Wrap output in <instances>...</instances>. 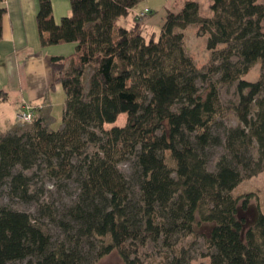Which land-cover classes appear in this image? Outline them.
I'll use <instances>...</instances> for the list:
<instances>
[{
    "label": "trees",
    "instance_id": "obj_1",
    "mask_svg": "<svg viewBox=\"0 0 264 264\" xmlns=\"http://www.w3.org/2000/svg\"><path fill=\"white\" fill-rule=\"evenodd\" d=\"M137 1L70 0V14L55 21L51 1L38 0L41 46L75 44L70 55L51 57L65 95L62 126L34 119L25 130L0 133V182L29 201L26 171L42 166L58 181L71 179L76 192L65 208L68 220L40 201L63 230L57 242L40 218L0 206V264H84L82 246L104 238L91 247L94 260L115 249L123 264H143L139 248L153 242L169 252L156 264H190L177 243L197 222L212 224L204 239L209 264H264V213L244 228L237 206L243 199L246 207L249 195H234L243 179L264 170L263 79L242 78L264 65V8L257 0H212L210 16H201L196 0H182L146 39L138 24L118 22ZM4 13L0 0V37ZM190 24L207 38L203 69L185 51ZM231 84L241 125L227 128L219 86ZM121 113L124 125L103 128ZM221 144L226 152L210 169L207 150ZM253 146L255 158L248 154ZM129 158L133 172L125 175L119 166Z\"/></svg>",
    "mask_w": 264,
    "mask_h": 264
},
{
    "label": "rangeland",
    "instance_id": "obj_2",
    "mask_svg": "<svg viewBox=\"0 0 264 264\" xmlns=\"http://www.w3.org/2000/svg\"><path fill=\"white\" fill-rule=\"evenodd\" d=\"M200 6L199 13L201 16H209L211 14L210 4L212 0H197ZM257 3L262 4L264 8V0H257ZM161 9L160 7L157 9ZM144 11L140 14L142 15ZM148 13V12H147ZM159 14V11L157 12ZM118 22L127 27V18L121 17ZM264 24V19H263ZM184 34V47L188 55L192 58L194 64L198 69H203L209 62L210 51L206 49V35H201L197 32L196 25H189L183 30ZM145 36V35H144ZM148 38L147 36H145ZM224 47V45H219V48ZM4 58V57H3ZM0 58V82L3 83L6 79H3L4 74V60ZM263 79V87L260 92V96L264 98V65L260 62L253 65L250 70L243 76L247 81H257L259 78ZM198 87L200 92H203L205 85L198 82ZM61 88V87H59ZM6 89V88H5ZM60 103H58V110L61 109L62 102L64 100V92L60 91ZM10 94L11 98L17 97V94ZM219 95L220 100L225 108V115L222 119L223 127H235L241 125L237 120L234 112L233 106L237 103L238 93L236 91L235 84L231 85H220L219 86ZM8 101V102H10ZM14 107V106H13ZM10 110L9 103L0 104V133L3 131L4 122L1 120L4 115L8 114ZM256 108H253L255 111ZM126 122V114L121 113L118 115L117 119L112 123H107L103 126L104 129H107L112 126H122ZM30 123L27 124H18L16 126L20 131L28 128ZM223 127L217 129L218 134H222ZM55 128V127H54ZM57 128V127H56ZM256 147H251L248 151V154L255 158ZM224 145L211 147L207 150L209 156L210 165L209 168H213V163L222 153H225ZM119 168L129 175L133 172V162L132 159H127V162L121 164ZM26 174L29 176L30 188L32 189L33 199L29 201H23L17 196H15L11 191H9L8 185L6 182H0V206H6L13 210L23 211L35 218H40L42 226L46 232H48L52 238L53 242L62 240L64 238V233L62 228L52 220L47 213L40 210L39 204L41 200H46L51 202L53 205L54 214L59 217L68 220L65 213V208L68 204L72 202L76 192V185L70 180H61L58 181L50 177L44 167H40L35 170H28ZM57 181V182H54ZM247 197L246 207H241V202L243 199L239 200L237 206V217L243 221V227L246 228L251 226L258 213H264V170L258 172L256 175L243 179L237 187L234 189V195L241 196L242 198ZM212 228L211 223H201L197 222L193 224V234L179 237L177 247H183L186 255H188L191 260L190 264H209V257L206 256L208 253V248L205 245L204 239L210 233ZM108 238L102 239H93L91 243H85L82 246V251L84 252V264H123L120 256L118 255L117 250H112L107 255L101 257L98 260H94L95 248H91L92 245H98L101 241L108 242ZM166 254H169L168 250L160 245V243L154 244L153 242H148L145 246L140 247L138 251V256L140 261L143 264H156L164 262V257ZM12 264H26V261H15Z\"/></svg>",
    "mask_w": 264,
    "mask_h": 264
},
{
    "label": "crops",
    "instance_id": "obj_3",
    "mask_svg": "<svg viewBox=\"0 0 264 264\" xmlns=\"http://www.w3.org/2000/svg\"><path fill=\"white\" fill-rule=\"evenodd\" d=\"M50 1L55 21L70 14V0ZM182 2V0H138L124 16L129 24L127 27L138 24L143 36L148 38L152 35L157 36L167 12H177ZM3 5L5 13L1 19L0 58L5 64L3 79H6V83L0 82V90L6 93V99L0 101V104L9 103L10 110L1 118L4 122L1 134L12 131L20 124L15 114L24 103L34 106L33 119L41 120L49 129H59L62 126L61 116L65 97L61 109L58 110L57 106L61 100L60 91L63 89L55 82V69L51 57L70 55L74 51L75 44L41 46L36 26L38 0H3ZM159 7L161 9L157 10ZM144 9H147L148 13L140 15ZM9 92L18 96L12 97L10 101Z\"/></svg>",
    "mask_w": 264,
    "mask_h": 264
},
{
    "label": "built area",
    "instance_id": "obj_4",
    "mask_svg": "<svg viewBox=\"0 0 264 264\" xmlns=\"http://www.w3.org/2000/svg\"><path fill=\"white\" fill-rule=\"evenodd\" d=\"M148 10L144 9V13H147ZM33 110L34 106L30 103H24L20 106L15 114L16 120L21 124L31 123L33 119Z\"/></svg>",
    "mask_w": 264,
    "mask_h": 264
}]
</instances>
